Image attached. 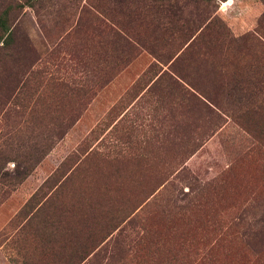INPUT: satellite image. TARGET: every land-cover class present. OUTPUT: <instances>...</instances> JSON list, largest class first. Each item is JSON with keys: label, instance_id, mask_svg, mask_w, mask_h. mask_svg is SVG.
<instances>
[{"label": "rangeland", "instance_id": "374dc122", "mask_svg": "<svg viewBox=\"0 0 264 264\" xmlns=\"http://www.w3.org/2000/svg\"><path fill=\"white\" fill-rule=\"evenodd\" d=\"M2 20L0 264H264V0Z\"/></svg>", "mask_w": 264, "mask_h": 264}, {"label": "trees", "instance_id": "16d2710c", "mask_svg": "<svg viewBox=\"0 0 264 264\" xmlns=\"http://www.w3.org/2000/svg\"><path fill=\"white\" fill-rule=\"evenodd\" d=\"M225 1H227V0H224V2H225ZM1 22H2V23H3V22L5 23L4 20L0 21V23H1ZM4 30H6V28H5ZM137 242H138V246H142V245H144V244L147 243L146 241H144V237H141Z\"/></svg>", "mask_w": 264, "mask_h": 264}]
</instances>
